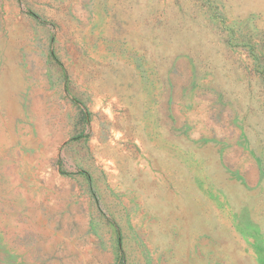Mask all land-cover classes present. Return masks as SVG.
<instances>
[{
  "label": "rangeland",
  "instance_id": "obj_1",
  "mask_svg": "<svg viewBox=\"0 0 264 264\" xmlns=\"http://www.w3.org/2000/svg\"><path fill=\"white\" fill-rule=\"evenodd\" d=\"M0 264H264V0H0Z\"/></svg>",
  "mask_w": 264,
  "mask_h": 264
}]
</instances>
